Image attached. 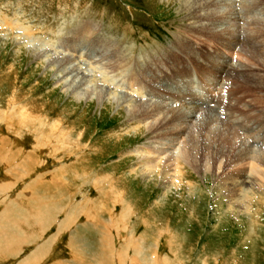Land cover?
Wrapping results in <instances>:
<instances>
[{
	"label": "rangeland",
	"instance_id": "rangeland-1",
	"mask_svg": "<svg viewBox=\"0 0 264 264\" xmlns=\"http://www.w3.org/2000/svg\"><path fill=\"white\" fill-rule=\"evenodd\" d=\"M180 1L0 0V156L5 158L8 151L13 152V157L3 162L0 159V182L7 184L0 189V219L2 223L6 220H15L20 225L29 223L24 236L22 230H16L18 225L10 224V228L5 225L22 239L32 237V242L22 248L25 256L32 255L35 243L53 229L56 255L42 256L43 260L35 264H75L83 257L89 264H98L106 245L114 252L116 264H264V180L246 181L251 164L235 166L237 162H230L227 152L228 156L221 158L213 151L204 154L183 148L191 134L196 133L197 120L204 123L202 112L189 120L185 134L164 153L165 159H171L186 152L182 156L185 174L182 192L168 189L171 181L165 175L167 162L161 165L164 175L160 177L153 175L151 164H143L146 159L140 156L141 152L154 159L153 149L156 151L168 143L157 140L148 131L153 120L129 123V111L134 105L153 108V104L162 103L171 110L187 112L199 107L200 111L204 105L182 107L174 94L186 96L191 92L198 98L196 85L204 77L209 78L204 83L214 96L203 97L201 102L207 106L214 98L208 110L212 111L210 116L217 115L220 119L223 112L218 109L222 106L219 100L228 106V92L233 91L234 95L237 89L233 79L226 82L224 77L230 68L244 67L260 76L261 85L251 88L238 80L243 90L236 93L244 97L243 102L233 100L231 104L240 110L237 115L241 125L250 124L247 128L251 131V138L242 137L244 142L239 139L238 147L244 149L245 144L248 147L254 144L258 147H251L264 154V98L258 99L260 91H264L258 90L264 87V66L261 54H256L262 49H252L251 60L241 51L229 52L214 40L191 32L206 24L209 31L218 33L229 28L238 34L243 28L242 33L247 36L252 27L247 28L244 20L234 18L227 26L223 23L208 26L212 24L208 21L198 23L195 14L192 19ZM247 1L258 3L254 8L261 10L255 18L264 25V0ZM86 23L94 26L93 33L83 30ZM97 34L106 41L98 40L96 46L91 40L95 37L96 41ZM179 36L188 38L192 56L178 51ZM242 40L246 41L245 37ZM59 43L63 48L57 49ZM238 47L241 49L242 44ZM115 49L126 51L128 58L139 59L134 62L137 67L134 75L144 73L149 81L154 75L164 79L161 70L177 68L180 63L184 75L172 78L174 85L168 84V88L156 87L161 98H131L126 78L133 72L113 71L116 56H111L115 57L113 61L107 58ZM36 50H41V55ZM176 51L182 53L180 60L165 64L166 56L174 57ZM44 53L48 55L42 60ZM191 63H197L198 68ZM95 65L97 73L91 71ZM65 66L72 74L60 81L66 73L60 74L59 68ZM204 66L228 68L222 74L216 73L213 82L207 75L209 72H198H204ZM77 67L82 69L74 72ZM94 77L98 82H92ZM101 78L113 81L102 83ZM148 87L153 89L152 85ZM206 90L201 84V91ZM74 92L78 94L75 96ZM126 98L132 100L128 103L131 107L124 104ZM170 114L165 112L157 117L156 125ZM132 126H139V131H130ZM204 145L212 148L209 142ZM191 185L196 187L193 192L187 189ZM5 192L8 194L3 195ZM16 197L22 203L2 217L3 209L15 204L12 202ZM73 246L78 248L81 259L71 257ZM23 251L16 261L4 260L0 264L19 263L25 258L21 256Z\"/></svg>",
	"mask_w": 264,
	"mask_h": 264
},
{
	"label": "bare ground",
	"instance_id": "bare-ground-1",
	"mask_svg": "<svg viewBox=\"0 0 264 264\" xmlns=\"http://www.w3.org/2000/svg\"><path fill=\"white\" fill-rule=\"evenodd\" d=\"M181 1H182V3L185 4L187 9L191 13V14L189 13V15L192 16V19L194 18L193 16L195 14L194 20L200 21L198 23H202V22L208 21L209 23L210 22L212 23L211 25H208V26H214L217 23H223V24L226 25V23L228 24V23L232 22L231 21L232 18H234V21H240L241 22V20H244V23L246 22V24H248L247 28L252 27L253 31H251V29H250V31H251V33L254 32V34L252 33V35H251V33H250L249 35L245 36L243 34V33H245L243 28H241V30H239L238 34L236 32L231 31L229 28H226L224 31L219 32V33H221V34H219L216 31H209L210 29H209V27H207L206 24H205L206 26L202 25V26H200V27H198L196 29L192 28L193 30H191V32L196 33V34L200 35L201 37L204 36L205 39L214 40L218 44H221L223 49L225 48L229 52L237 51V50L241 51L242 55L250 58L251 60L253 59V57H251L252 53H250V51L252 49L254 51H256V49H258V50L262 49V51L257 52L256 54H261L260 59L263 62V66H264V25H263L262 22H259V20H256V18H255V14L261 10L260 7H259V9L258 8H254L255 5L258 4L257 2L250 3L247 0H241V1H239V0H212V1L211 0H181ZM223 9H224V11H222ZM220 11L223 12L222 13L223 15L221 14ZM252 11H255V12L253 13ZM201 12H203V13L205 12L204 15H201L200 14ZM86 24H87V26H84L83 30L86 31V32H89V33H93V30H95L94 26L92 24H88V23H86ZM231 27H233V26H231ZM187 32H190V31H187ZM247 32H249V31H247ZM190 35H192V34H190ZM96 36H97V40L96 41L94 40L95 37H93V39L91 40L92 43L96 42V46H97L98 40L106 41V40L103 39V37L99 38L100 35L97 34ZM182 37H185V36H182ZM244 37H245L246 41L242 40V38H244ZM179 39H180V36H179ZM187 39L188 38H182V39H180V41L178 40L179 43H178V47L177 48H178V51H180V52L183 51L185 53V55L192 56L191 55L192 52L189 51V46L191 44L188 43ZM106 43L107 42H105V44ZM199 44L201 45V44H203V42L200 41ZM240 44H242V48L241 49H239L240 47H238ZM62 45L59 43L57 49H61ZM32 46H34V45H32ZM62 48H63V46H62ZM246 48H249V49H247V51H246ZM36 51H38V50H36ZM40 51H38V52H40ZM125 53H126V51L125 52H121L119 49H115L112 52V54L107 56V58L109 57L113 61L115 57L111 58V56H116V59L114 61L115 63L112 66V70L113 71L123 72V70L125 69L128 72L129 71L133 72V74L130 75V77L128 75V77L126 78V80L128 82V86L130 87V90H131V92H130V95H132L131 98L141 97V99H143L144 96H148V97L153 96V98L157 99V97H160V96H157L159 92L156 91V89L159 88L158 86H161L162 88H164V87L168 88L169 87L168 84L171 85V86L174 85L172 82H175V81H173L171 79L181 73L180 66H181L182 63H180L177 68L174 66V67L168 68L167 71L166 70L165 71L161 70V75L164 74V76H165L164 79L161 80L160 77H156L154 75V77L151 79L152 81L151 80L149 81V80H147L148 78L143 75L144 73H141L142 71H140V73H141L140 75H138V74L134 75V73H136V69H137V67H135V63L134 62H137V60H139V59L136 60L134 58V56L128 58V57H126ZM176 53L177 54H174V57L172 55L171 56H166L167 60H166L165 64H167V62H169V61H178V60H180L182 53H179L177 51H176ZM40 55H41V52H40ZM47 55L48 54L44 53V54H42L43 57H40V58H42V60H43V58H46ZM129 55H132V54H129ZM210 55L211 54H209V56ZM218 56H219V54H218ZM102 57L106 58V55H103ZM207 58H205V60H207ZM216 58H218V57H216ZM40 61H41V59H40ZM165 64H163V65H165ZM191 64H193V65L196 64L195 67L198 68L197 63H191ZM65 65H68V63L65 64ZM159 68H161L160 65H159ZM182 68H183V66H182ZM227 68H228V66H225V67H223V70H222V68H212L211 69V68H206L204 66L205 71L203 72V71L199 70L198 72L199 73L200 72H202V73H208L209 72L207 75H210L211 76L210 79H212L213 82H215L216 81L215 74L216 73L217 74H219V73L222 74L225 70H227ZM73 69H74V72H75V70L79 71V69H82V68L81 67L80 68L77 67V68H73ZM92 70H95L94 73H97L96 70H99V69L96 68V65H95V66L92 67L91 71ZM141 70H143L142 67H141ZM67 71H68V68L66 66L62 67V68L61 67L59 68L60 74L61 73H66V75L64 77L61 76V80L60 81H63L62 79L66 78L70 74H72L71 71L70 72H67ZM102 72L103 71H101V73ZM98 73L100 74V72H98ZM181 75L183 76L184 73L183 74L181 73ZM225 75L226 74L224 73V76ZM224 76H222V77H224ZM258 77H260V76L256 75L254 70L247 69V68H244V67L240 68V69L239 68H230L229 69V74L224 77V80L226 78V82L227 81L229 82V80L232 81V79H233L234 80L233 82H235V84L237 85V89L234 90L235 91L234 95L232 93L233 91L228 92L229 93V98L228 99L230 100V101L228 100V102H229L228 106H226L224 101L221 102V100H219V103L222 104V106H220L221 108H218V109L221 112H223V117H221V115H220V117H221V118L219 117L220 119H218L216 117L217 115L214 116V117L210 116L209 112H212V111L208 110V109H211L210 108V106H211L210 103H213L214 98H211V100L207 103L208 104L207 106H205V104L203 102H201V99L203 97H205L206 99H210V97L214 96V94L212 95L210 93V91H209L210 89L207 88L205 83H204L205 80L209 79V78H206V77H204L203 81L201 79V83L199 85H196L197 86V93H198V94L197 93L196 94H197V96H199L198 98L200 100L196 97V95H193L191 92L188 95H186V96L185 95L184 96H180V95H178L176 93L174 94L177 97L176 102L178 101V102L182 103L183 105L180 104L182 107L184 105L185 106L191 105L192 107H193V105H197V104L198 105L199 104L200 105H204L202 107L200 106L201 107L200 111H198L199 107H195V109L189 110L187 112L186 111L182 112L181 111L182 109H178L177 110V109H174L173 107H172L173 109L171 110L170 107H163L162 103L157 104V105H156V103L153 104L152 105L153 108L134 105L132 107V109H130V111H129V117L131 118V119L129 118L130 119V121H129L130 125L133 124V123L135 125H136V123L137 124H142V123H145V122L149 123V121L153 120L154 123L152 121V124L149 125V127H148V131L150 133L153 132V134H155L154 136L157 137V140L160 139V140L168 141V143L165 144L166 146H163V144H162L161 145L162 148L159 147L160 149H157L156 151H155V149H153L154 153L155 154L157 153L156 155L154 154V157H153L154 159H152V157L150 158L149 156L145 155L147 153H144V152L140 153L141 154L140 156H144V158L146 159V160H143L144 161L143 162L144 166L147 163L151 164L149 167H151L150 169H153V175L154 176L157 175L158 177H160L161 174L164 175V171H163V168H162L161 165L163 164V162H167L165 169H166V171L168 173H166L165 175H167V179L171 181V187H168V189L176 191V192H178V191L182 192V190L185 189L184 188L185 187L184 186V184H185L184 183L185 174H184L183 169H182L181 166H182V161H183L182 156L185 155L186 152L184 150L183 153H178L176 156H174V158H171V159L170 158L169 159L168 158L165 159L164 158V156H165L164 153H166L165 151L167 150L166 149L167 147H169L172 143H175L173 141H176L177 138L180 135L185 134L184 130L187 127L186 125L190 122L189 120L193 119V116L195 117V115H196V118H197V116H198L197 114L202 112L201 113L202 116H205V118H202V122H204V123L201 124V122H199V120H197L198 124L195 127L196 128V133L191 134L190 139L188 141L189 143H186L185 146H183V148L187 149V147H188V149L193 150L195 152L197 150H200L204 154L207 153V152H210V151L212 152L213 151V153H215V154L216 153L220 154L221 158H223L222 156L227 157L228 156L226 154V152H227V153L230 154V162H233V160H235V163L237 162L235 166L239 165V166L242 167L244 164H251L250 170H249V175H247L248 177L246 178V181L250 180L251 183H252V182H257L258 179H263L264 180V174H263V172H264V154L263 153L260 154L259 152L255 151L256 149L254 150L253 147H251V146H254V147H258V146H255L254 144H252L251 146L248 147L247 144H245L244 145L245 146L244 149H242L241 147H238L239 139L241 140V142H244L242 137L243 138L247 137L246 138L247 140H249L251 138L250 128H247V127H249L250 124L246 125V124H243V122H242V125H241V122L239 120V115H237V114L240 113V110H239V108L237 109L236 107L232 106V104H231L233 102V100L234 101L236 100V103H239V104L243 102V98L244 97L239 95V94L242 93L240 90L243 88V85L242 84H237L238 80H243L244 84L246 83L245 85H249V86H251V88L252 87L256 88L255 86H260L261 85V80L258 79ZM228 78H230V79H228ZM101 80H102V83L103 82L112 83V81H113V80L111 81L110 79H106V78H101ZM187 80H188V78H187ZM92 82H98V81L94 77ZM201 84L204 87V89H207L206 92H202L201 91ZM149 85L153 86V89H151L152 91L150 90V87H148ZM176 85H177V83H176ZM114 86L117 87V88L119 87L118 85H114ZM259 88L260 89H258V90H261L264 87H259ZM147 89L150 91V93L149 92L146 93ZM75 90H77V89H75ZM236 92L237 93L239 92V94H237ZM202 93H204V95ZM77 94L78 93L76 92L74 95L76 96ZM166 96L167 95H164L163 97L166 98ZM261 96H262V98H261ZM233 97H236V98H233ZM245 97H246V95H245ZM160 98H158V99H160ZM263 98H264V91H260V93L258 95V99L261 100ZM124 101H125L124 104H128V103L132 102L131 99H129V101H128V98H126V100H124ZM131 105H129V107H131ZM192 107H191V109H192ZM203 107H205V108L202 109ZM242 110H244V109H242ZM165 112H167V114H170L169 112H171V113L173 112V114H170L171 115L170 117H167L168 115L167 116L164 115V117H162V118L160 117L161 120H159L160 121L159 124L156 125V123L158 122L156 118L159 117L160 115L162 116V114H164ZM246 115H247V113L245 114V116ZM235 116H236V118H235ZM155 119H156V121H155ZM216 123L218 124L216 126V128L215 127L212 128V126H214V124H216ZM52 126H54V125H52ZM219 126H221L223 131L217 130V129H220ZM132 127L130 128V131L131 130L139 131L138 130L140 128L139 126H136V127L134 126L133 128ZM140 131H141V129H140ZM241 135H243V136H241ZM203 142L204 143L205 142H209L212 145V148L209 145H204ZM245 142H247V141H245ZM214 143L218 144L216 148L213 146ZM237 151H238V153H237ZM146 152H148V151H146ZM12 154H13V152L8 151L6 153V155H5V158L3 156H0L1 161L2 162L5 161V159H7L9 156L13 157ZM197 154H199V153H197ZM30 157H32V156L30 155L27 158H30ZM183 157H185V156H183ZM144 158H142V159H144ZM216 159H215V162H217ZM30 160H32V158L29 159V161ZM151 160H153V161H151ZM243 172H244V170H243ZM239 174H240V172H239ZM5 185H7V184L3 183V185H2L1 182H0V189H4ZM194 188H196V187H193L191 185V187H189L187 189L190 190V192H193V191H195ZM11 191H13V190H11ZM6 193L8 194V192H5L3 195H6ZM5 197H4V199L8 198L9 196L6 197V198ZM4 199H1V201H3ZM13 199H15V198H13ZM22 201L23 200H18L17 197H16L15 201L12 202V203H15V204H12L11 206H9V208L3 209L2 212H4V213L2 214V217L6 216V215H10L11 212H12L10 210H12L14 206H17L16 204L22 203ZM10 224H15V220H12L10 222L8 220H6V222L2 223V219H0V262H3V263H4V260L7 261V263H10L11 261H13V262L16 261V259L20 256L21 251H23L22 248L25 247L27 242H29V241H30V243L32 242V237H30L28 239H22V236H20L19 233L14 234L13 232H11L9 230ZM5 225H8L9 228L7 226H5ZM15 225H18L16 230L17 231L18 230H22L23 236H24L26 234V232H27V228L29 226V223L22 222L21 225L20 224H15ZM80 228L81 229L85 228V226L80 227ZM42 230L45 232L47 229L45 228V226H43ZM49 232H51V235L49 234ZM84 232H86V231H84ZM47 233L50 236L46 235ZM47 233L40 240H38L35 243V248L32 249V253H33L32 255L25 256L26 252H25V249H24L23 254L21 256L24 255L25 258H23L22 260H19V263H17V264H35V263L40 262V261L43 260V259H41L42 256H45V255H48V254L49 255H53V254L56 255L55 251H56L57 243L52 238L53 229H50ZM45 237H47V240L44 239ZM54 237H56V235ZM70 244L72 245V243H70ZM78 253H79L78 248H75L73 246L72 247V252L70 253L71 257H73L74 259H76V258L77 259H81L80 258L81 255L78 254ZM86 255H88L87 251H86ZM51 258L52 257H49V259H51ZM81 260L82 261H80V262H75L76 260H74V262H75V264H79V263L89 264V262L87 261V259L85 257H83ZM84 260H86V261H84ZM114 260H115V254H114L113 251H111V249L109 250V245L103 246L102 254L100 256V262L98 264H116L117 261L115 262ZM54 264H63V263H54Z\"/></svg>",
	"mask_w": 264,
	"mask_h": 264
}]
</instances>
